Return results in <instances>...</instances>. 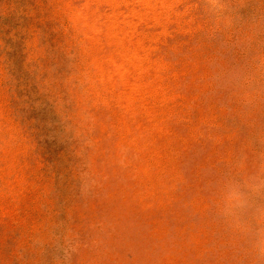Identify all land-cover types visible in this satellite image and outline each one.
Returning <instances> with one entry per match:
<instances>
[{
	"label": "rangeland",
	"instance_id": "rangeland-1",
	"mask_svg": "<svg viewBox=\"0 0 264 264\" xmlns=\"http://www.w3.org/2000/svg\"><path fill=\"white\" fill-rule=\"evenodd\" d=\"M0 264H264V0H0Z\"/></svg>",
	"mask_w": 264,
	"mask_h": 264
}]
</instances>
